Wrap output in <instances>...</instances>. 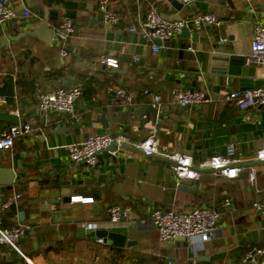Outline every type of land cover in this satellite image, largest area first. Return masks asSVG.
<instances>
[{
	"label": "crops",
	"instance_id": "0c3cea01",
	"mask_svg": "<svg viewBox=\"0 0 264 264\" xmlns=\"http://www.w3.org/2000/svg\"><path fill=\"white\" fill-rule=\"evenodd\" d=\"M9 1L18 16L0 25V42L3 36L11 41L8 48H0V94L8 100L0 107V134L14 124L9 118L32 121V132L10 151L0 152V167L15 174L12 187L0 191V202L21 195L15 205L0 209V225L27 227L18 241L21 255L0 247V264H244L250 247H264V216L251 206L264 202V162L255 160L264 138V105L241 112L223 103L227 91L239 90V80L221 73L210 59L213 54L249 56L253 28L264 26V0H193L180 11L166 0H108L121 18L109 30L103 27L98 0ZM151 7L169 20L210 13L222 25L206 26L194 39L190 30L188 37L158 44L159 52L153 53L150 42L128 31ZM64 18L72 20L75 31L61 60L53 38L44 43L27 32L42 23L58 26ZM101 59L116 60L118 68L100 65ZM245 66L256 69L255 84L263 81L258 68L247 62ZM111 85L136 95L130 108L109 91ZM73 86L82 92L73 116L36 111L37 93ZM175 88L204 89L214 103L199 108L164 104L156 122L133 120L135 111L150 105L143 91L166 100ZM57 128L64 130L54 133ZM153 130L162 153L188 155L194 165L224 156L227 146L234 145L237 178L202 171L193 184L177 182L166 158L136 151ZM104 132L126 138L117 156L102 152L94 169L69 161L70 144ZM252 171L253 183L248 179ZM175 182L184 183L187 190ZM72 197L93 201L73 202ZM225 200L231 205L225 206ZM116 204L128 208L132 219L111 223L107 208ZM194 206L220 213L216 236L196 252L186 240L159 242L149 223L152 210L183 212ZM89 224L125 235L131 245L119 249L89 238ZM257 259L264 264V257Z\"/></svg>",
	"mask_w": 264,
	"mask_h": 264
},
{
	"label": "built area",
	"instance_id": "2783aa9c",
	"mask_svg": "<svg viewBox=\"0 0 264 264\" xmlns=\"http://www.w3.org/2000/svg\"><path fill=\"white\" fill-rule=\"evenodd\" d=\"M182 7H191L193 0H175ZM98 11L101 14L103 27L107 30L113 28L120 22L119 14L112 10L108 0H98ZM18 16L17 10L9 0H0V25L15 19ZM24 16L29 17V12L24 11ZM221 22L210 13H193L187 18L169 20L159 13L156 8L151 7L139 19L137 23L128 26V31L138 34L142 39L150 42L153 53L159 52V45L172 40L181 35L184 29L197 32L208 26L220 28ZM75 27L72 20L64 18L57 28L53 29V41L60 46L59 56L63 60L67 57V51L64 46L68 39L74 34ZM247 64L253 65L263 73V84L251 90L246 91H227L221 98L225 104L235 106L241 112H248L264 105V26L256 25L253 28L252 39L250 43V54L246 58ZM100 65L108 69H117L118 63L113 59H101ZM109 91L115 92L121 99L124 108H130L136 95L128 93L124 89L111 85ZM81 89L78 86L70 88H61L51 93H37L36 111L40 114L48 112H58L73 116V109L76 102L81 97ZM142 94L148 97L150 105L159 111L164 104L175 105L179 108H199L206 104L214 103L209 94L204 89H173L166 100L160 95H152L148 91ZM8 100L0 94V107H5ZM32 132V121L26 123H17L10 125L7 130L0 134V152L10 151L14 143ZM126 138L123 136H114L108 132L88 136L80 143L70 144L67 147L68 159L72 164L82 165L89 169L96 168L99 157L102 152H108L111 156H117L122 144ZM145 157L162 156L172 162L171 172L177 182L187 180H197L200 173L205 170H211L214 176L224 177L226 179L237 178L240 168L238 161L234 160L235 148L230 144L226 148L224 156H213L198 165H194L192 158L181 153L165 154L160 151L158 138L155 130L142 140L137 147ZM255 160L264 162V138L261 140V147L255 155ZM249 181L253 183L254 172L249 173ZM21 199L20 194L9 197L6 201L0 202V209L6 210L15 205ZM73 202L91 203L92 198L81 199L72 197ZM225 206H230V201H224ZM252 208L258 214L264 216V202H253ZM107 214L111 223L131 220L133 215L128 208L120 205H111L107 208ZM220 213L211 207L194 206L183 212L170 210L154 209L149 215L150 226L157 232L158 240L161 243L174 242L179 238L186 240L193 252L205 243L212 240L218 231ZM89 231H95V225H87ZM27 227L13 226L10 228L0 227V247H8L20 254L17 243L25 236ZM100 241V240H99ZM101 242V241H100ZM25 261L28 260L22 256ZM257 257H264L263 246H252L244 254L242 263L244 264H263ZM166 264H174L167 261Z\"/></svg>",
	"mask_w": 264,
	"mask_h": 264
},
{
	"label": "water",
	"instance_id": "95a60500",
	"mask_svg": "<svg viewBox=\"0 0 264 264\" xmlns=\"http://www.w3.org/2000/svg\"><path fill=\"white\" fill-rule=\"evenodd\" d=\"M174 10L180 11L182 9V5L179 4L175 0H166ZM101 17V14H100ZM57 28V25L54 26H48L47 23L40 24L35 30L32 32H27L29 36L36 37L40 39L44 43H50L53 36V29ZM190 31L188 29H184L181 33V36H189ZM197 34L194 32L192 33V38H196ZM10 38L3 36L1 38L0 42V48L5 47L8 48L10 43ZM13 45V42L11 43ZM211 62L214 64H217L218 69L221 73L226 74L230 77H236L239 80V90L240 91H246L251 90L254 88H258L263 84V81L259 82V84H255L253 82V79L255 77L256 69L254 67H248L245 66L246 58L244 56H238L233 54H213L211 56ZM263 77L262 71H260ZM224 115V112H222L220 118L222 119ZM133 120L142 121V119L145 117L147 121L151 118L152 122H156L158 115L157 110L154 109L151 105H148L146 107H143L137 111H135L132 114ZM8 121L17 124L15 118H9ZM101 124L104 129H107V123L105 122L104 118L101 119ZM64 129L57 128L54 130V133H61ZM138 153L142 152L138 149L136 150ZM165 161L171 166L172 162L168 159H165ZM211 172V170H205ZM15 181V174L12 169L9 168H1L0 167V191L4 192L8 188L12 187L13 183ZM188 184H193L194 180H187ZM177 187L179 189H186L187 186L184 183H176ZM67 201H69V198H66ZM19 221L22 222L23 219V213L20 212L18 214ZM89 238H97L101 241V243L114 247L123 249L124 247H129L131 242L127 241V238L125 235L117 234L113 232H109L107 230H96L91 232L90 234L86 235ZM179 241H184L183 238H179Z\"/></svg>",
	"mask_w": 264,
	"mask_h": 264
},
{
	"label": "trees",
	"instance_id": "16d2710c",
	"mask_svg": "<svg viewBox=\"0 0 264 264\" xmlns=\"http://www.w3.org/2000/svg\"><path fill=\"white\" fill-rule=\"evenodd\" d=\"M0 227L2 228V226L0 225ZM17 246H18V248H19V242L17 243ZM14 251V250H13ZM23 260V259H22ZM2 264V263H1ZM4 264H13L12 262H10V263H4Z\"/></svg>",
	"mask_w": 264,
	"mask_h": 264
}]
</instances>
